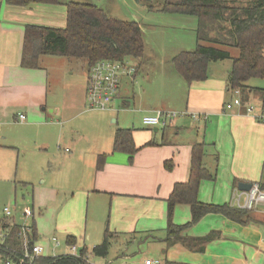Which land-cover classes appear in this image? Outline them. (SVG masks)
Listing matches in <instances>:
<instances>
[{
    "label": "crops",
    "instance_id": "0c3cea01",
    "mask_svg": "<svg viewBox=\"0 0 264 264\" xmlns=\"http://www.w3.org/2000/svg\"><path fill=\"white\" fill-rule=\"evenodd\" d=\"M57 7L61 8L59 12ZM159 9L162 12V7ZM182 19H187L182 22L183 25L190 24L187 22L190 18ZM191 21L196 26L193 27L195 30L197 25ZM66 24L67 8L64 3L16 7L0 0L2 198H16L18 185L24 190L32 188L33 210L53 222L56 218L70 219L60 228L67 238H75L77 243L91 237L88 224L90 210L100 206L101 223L109 222L107 225L113 233L132 236L120 235L124 242H141L140 238L149 236L145 241H153L156 245L157 252L153 256L130 257L125 254L117 260L112 259L111 264H145L147 259H158L163 264H264L263 207L250 213L251 221L246 225L210 214L186 230L182 237L199 239L215 234L204 252L190 251L181 243L171 245L166 240V201L177 184L189 181L192 148L195 144L207 145L205 164L216 175L215 180L201 183L198 194L201 203L232 205L239 184H264V124L247 112L249 104L261 105L262 101L258 94H250L249 101L245 102L241 94L231 91L228 88L231 70L226 75L218 74L212 69H218L214 66L217 64H210L207 81L188 85L175 72L167 74L158 83L151 77L149 83L156 85L153 89L135 92V89L127 88L136 84L138 74L146 67V61L141 63L134 60L138 63L135 64L136 72L122 79L112 110L98 111L104 113V119L112 120V137L99 138L105 146L102 151L98 150L86 159L80 153L75 159H70L76 162L77 174L81 176L78 180L81 184L75 191L66 195L56 189L51 182L55 176L47 173L53 160L50 143L58 129L64 131V127L71 122V119L66 118L70 112H75L74 118L89 112L82 109L86 102L88 72L84 79L75 78L74 73L69 71L71 67L63 62V57H42L40 68L33 70L24 69L21 59L25 26L62 29ZM180 46L173 50L169 59L173 60L179 53L190 51L184 44ZM78 93L82 96L80 104L72 96ZM230 93H233L232 100L240 96L244 101L241 107L226 109ZM159 112L203 113L208 116V120L197 123L186 117L175 120L165 128L144 126L145 116H154ZM20 115L25 118L19 120ZM135 122L141 123L142 128H136ZM119 129L134 130V142L140 150L132 159L129 154L113 152V139ZM150 143L153 145L149 146ZM28 147L32 156L21 163L24 152L29 154ZM65 152H68V148ZM101 155H106V158L102 169L98 170V158ZM39 180L42 183H37ZM61 214L64 217H60ZM11 217L5 215L0 220V232L4 230L5 224L10 227L22 226L14 216ZM190 221V208L186 205L177 206L175 224L185 225ZM33 224L37 242H41L39 226L34 219ZM78 235L84 237L78 241ZM46 246L45 257H55L50 256L53 246L48 243ZM104 262L102 260L101 263Z\"/></svg>",
    "mask_w": 264,
    "mask_h": 264
},
{
    "label": "trees",
    "instance_id": "16d2710c",
    "mask_svg": "<svg viewBox=\"0 0 264 264\" xmlns=\"http://www.w3.org/2000/svg\"><path fill=\"white\" fill-rule=\"evenodd\" d=\"M10 6L28 7L31 4L60 5L61 0H5ZM67 24L64 29L36 25L25 26L21 66L24 69H39L42 57H63L74 59L89 69L104 60L124 61L145 60L146 44L141 25L134 21H123L109 16L102 8L78 2H69ZM162 12L181 14L197 19V45L193 51H184L172 60L176 72L191 85L209 79L211 63L232 60L233 66L228 76V88L239 91L243 100L249 101L250 94H258L264 106V89L249 85L253 79H264V0H165ZM236 49L239 55L231 56L230 50ZM242 100V103L244 101ZM133 129L117 130L113 139V152L126 153L132 159L140 150L134 142ZM153 145V143H150ZM207 145L195 144L192 148L190 178L187 183L177 184L167 202V241L171 245L181 243L190 251L204 252L213 241L215 234L193 239L182 234L196 225L205 216L216 214L242 225L248 224L250 213L230 204H203L198 199L199 188L203 181L215 180L216 175L206 167ZM106 155L98 158L97 169L101 170ZM168 166V164H167ZM264 191V184L259 183ZM186 205L191 210V221L185 225L174 222L175 209ZM21 226L10 227L5 242L0 241V264L20 252L22 240L19 237ZM120 235L113 233L109 225L105 230L103 243L90 252L80 247L78 256L61 255L41 257L35 264H89L88 258L94 257L107 263L112 259L124 257L125 253L110 258L114 239ZM149 236L142 237L145 241ZM35 224L32 225V243L37 242ZM144 239V240H143ZM130 242V241H129ZM68 247L77 245V240L67 238Z\"/></svg>",
    "mask_w": 264,
    "mask_h": 264
},
{
    "label": "rangeland",
    "instance_id": "374dc122",
    "mask_svg": "<svg viewBox=\"0 0 264 264\" xmlns=\"http://www.w3.org/2000/svg\"><path fill=\"white\" fill-rule=\"evenodd\" d=\"M62 4L65 5L69 2H78L83 4L96 5L102 8L109 16L123 21H134L139 23L143 27L144 39L146 44L145 52V65L144 69L138 74V78L135 85L129 86L127 89H135V92H141L143 89L151 90L155 86L151 85L149 81L151 77L156 79V83L160 82L163 77L167 74H175L176 70L172 63V60L169 59V55L175 49L181 48L184 44L186 49L193 51L196 48V31L193 30L192 25L193 20L196 24V18L191 16H181L176 14H169L161 12L159 9L162 7L165 0H143L139 6L134 0H61ZM152 6V7H151ZM151 7V8H149ZM61 8L57 7V12ZM190 22L183 25L182 22L187 19ZM43 22V20H41ZM64 26H62V29ZM180 46V47H179ZM231 56L233 58L239 55L238 50L231 49ZM63 62L68 63L67 65L71 67L69 71L74 73V77L81 79L85 78L87 69L83 67L82 63L74 59H62ZM133 64L137 65V62L133 61ZM217 64L218 69L212 68L214 72L226 75L232 69L233 63L232 60H226L223 62L212 63ZM66 65V66H67ZM162 75V76H161ZM176 76V75H174ZM158 77V78H155ZM249 85L254 88L264 89V79H253L249 82ZM126 87V86H125ZM233 93L228 96L227 101L231 103ZM78 101V104L81 103L82 96L78 94L72 95ZM71 99V97H70ZM236 99V98H235ZM233 101V100H232ZM228 102V104H229ZM133 103V102H132ZM83 111L88 110L87 104L84 101ZM71 114L66 116V118L71 119V122L64 127V131L58 129L56 137L50 143V154L53 157L52 162L49 165L48 174L55 176L54 181L51 179V182L56 186V189L60 193H72L77 189L81 184L78 180L81 179V176L77 174L78 166L76 162H72L70 159H75L79 153L83 158H88L89 155H93L98 150L102 151V148L105 147L100 143L99 138L103 137H112V125L111 121L104 119V116L98 111L92 112H83V114L75 117V112H70ZM186 117H178L177 119H184ZM190 119V118H188ZM190 121H193L190 119ZM136 128H142L141 123L135 122ZM132 127V124H131ZM76 144L78 147H76ZM61 147V148H60ZM68 148V152L65 150ZM79 149V151H78ZM29 150V147H28ZM70 152V153H69ZM74 154V156H73ZM32 153L29 150V154L24 152L22 155V162L25 158H30ZM32 162V161H31ZM43 179V178H42ZM37 183H42L41 180ZM16 198L14 196H9V198H2V193H0V220L4 218L5 209L11 210L15 220L20 223V225H32L33 219L36 220L39 226V232L41 235L40 240L42 244L47 245V241L50 237L56 236L59 238L62 243L61 247L54 249L51 252L50 256H61L69 253V247L67 245V236L61 226L70 221L67 218H56L53 222L52 219L48 220L44 217L39 216L33 210V197H32V188L24 190L20 185H18ZM16 208V209H15ZM34 211V217L27 218L25 215L26 210ZM58 209V207L56 208ZM13 210V211H12ZM16 210V211H15ZM101 212V207H92L90 210V222L89 232H91V237L89 239L85 238V242L77 243L78 247H87L91 252L92 249L103 243L105 230L107 228V223L109 222H100L99 214ZM44 214L47 212L44 211ZM48 215V214H47ZM12 216V217H13ZM103 216V214H102ZM105 216V214H104ZM103 216V217H104ZM11 217V218H12ZM60 217H64L62 214ZM103 219V218H102ZM103 221V220H102ZM106 221V220H105ZM106 223V225H105ZM83 235H78V241ZM123 243V244H122ZM155 243L153 241H141L130 243L124 242V239L118 238L114 239L112 242V248L110 251V258L115 257L118 252L122 254H127L130 257L135 256H153V253L157 252ZM150 251V252H148ZM149 253V254H146ZM101 259L90 257V263H101Z\"/></svg>",
    "mask_w": 264,
    "mask_h": 264
},
{
    "label": "built area",
    "instance_id": "2783aa9c",
    "mask_svg": "<svg viewBox=\"0 0 264 264\" xmlns=\"http://www.w3.org/2000/svg\"><path fill=\"white\" fill-rule=\"evenodd\" d=\"M136 72V65L133 60L124 61H110L104 60L93 65L88 71L87 78V94L86 104L89 111H109L112 110V104L117 98L122 79L127 76H133ZM239 95L240 92L236 91ZM242 100L240 96L234 99L231 103L226 105L227 110H232L234 107H241ZM247 112L253 116L260 123L264 124V106L257 104H249ZM178 117H187L194 122H206L208 116L203 113H175V112H159L154 116H145L143 118L144 126L148 128H165L171 125ZM24 115L19 116V120H23ZM232 206L241 210L255 211L258 208H264V191L258 183L253 184L249 192L236 191L233 196ZM5 215L11 217L12 212L5 209ZM25 216L31 218L34 216L33 211L27 210ZM19 237L22 240V248L20 252L13 258L3 261L4 264H35L36 260L45 257L47 246L40 242L32 243V225H22ZM8 233L4 230L0 232V241L5 242ZM48 245L51 244L54 249L61 247L62 243L59 238L52 236L47 241ZM79 249L77 245L70 247L69 253L66 255L78 256ZM1 262V261H0ZM90 263V257L88 258ZM93 264H111V263H93ZM145 264H163L158 259H147Z\"/></svg>",
    "mask_w": 264,
    "mask_h": 264
},
{
    "label": "water",
    "instance_id": "95a60500",
    "mask_svg": "<svg viewBox=\"0 0 264 264\" xmlns=\"http://www.w3.org/2000/svg\"><path fill=\"white\" fill-rule=\"evenodd\" d=\"M134 1L139 6L143 5V4H141V2L143 0H134ZM252 186H253V184H251V183H241V184H239V191H241V192H249L252 189Z\"/></svg>",
    "mask_w": 264,
    "mask_h": 264
}]
</instances>
